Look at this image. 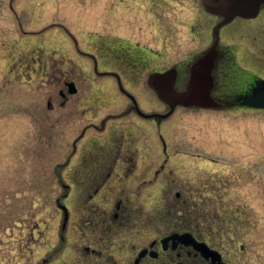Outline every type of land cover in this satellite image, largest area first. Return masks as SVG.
Masks as SVG:
<instances>
[{"label":"rangeland","instance_id":"obj_1","mask_svg":"<svg viewBox=\"0 0 264 264\" xmlns=\"http://www.w3.org/2000/svg\"><path fill=\"white\" fill-rule=\"evenodd\" d=\"M213 24L200 0H0V264H34L61 244L63 212L57 204H63L67 139L79 122L72 116L75 127L67 131L66 107L45 111L41 119L34 112L39 116L36 109L47 110L49 94L61 87L70 35L96 55L103 52L88 39L95 30L111 34L106 41L111 45L145 46L150 53L144 54L143 66L154 71L178 67L182 88L190 62L212 41ZM16 38L22 60L17 63L10 57ZM41 41L47 46L34 51ZM226 41L239 62L238 31ZM67 43L72 61H88L89 56L76 54L72 40ZM42 49L46 65L57 62L48 73L41 71L42 64H30L29 54L40 59ZM62 60L64 67L58 64ZM151 70L130 86L139 96L150 92L157 100L146 83ZM48 75L52 83L44 78ZM109 91L103 94L111 103L124 102L119 91ZM143 101L148 111L162 108L154 100ZM164 124L166 158L155 147L146 149L150 162L138 164L127 182L133 206L147 215L166 204L168 222L193 225L235 257L244 254L247 264H264V110H242L238 104L182 107Z\"/></svg>","mask_w":264,"mask_h":264},{"label":"flooded vegetation","instance_id":"obj_2","mask_svg":"<svg viewBox=\"0 0 264 264\" xmlns=\"http://www.w3.org/2000/svg\"><path fill=\"white\" fill-rule=\"evenodd\" d=\"M212 17L215 23L219 19ZM237 31L239 62L236 63L231 43L226 39ZM109 36L99 30L88 34V39L103 52L96 55L82 49L70 35L66 41H73L76 54L89 59L72 61L67 56L71 46L66 42V73L62 71L59 75L61 87L57 94H49L47 110L36 109L41 110L39 116L34 112L41 119L47 116L45 111L66 107L67 131L75 127L72 116L79 122L78 129L71 131L72 138L67 139L63 204H57L63 212L61 244L34 264H247L244 254L235 257L226 245L202 236L195 226L181 220L168 222L166 204L158 205L152 216L133 206L130 197L133 190L127 182L138 164L150 162L146 149L155 147L166 158L167 116L163 114L167 104L152 98L150 92L143 97L131 91L130 82L134 79L141 82L144 73L151 70L143 66L144 54L150 53L145 46L128 41L111 45L106 42ZM43 43L33 46L46 47ZM10 45V57L15 58V63L22 62L18 57L21 43L14 39ZM135 47H139L140 54L134 53ZM37 50L40 48L34 51ZM31 54L30 64H42L39 68L43 73H48L51 65L57 67V62L46 65L43 49L40 59L37 54L31 58ZM95 55L97 59L93 58ZM64 63L62 60L58 64L64 67ZM213 75L212 96L220 105L238 104L242 110H264L240 103L242 96L255 91L264 94V4L254 17H236L220 29ZM44 78L50 83V78L54 79L49 75ZM229 86L233 88L231 91ZM109 88L119 91L117 94L124 102L115 99L111 103L110 98H105L103 93L107 89L109 93ZM146 98L159 102L161 110L148 111L143 101ZM179 108L182 106L175 109ZM101 120L102 125L98 126L96 122ZM179 195L178 192L176 197Z\"/></svg>","mask_w":264,"mask_h":264},{"label":"water","instance_id":"obj_3","mask_svg":"<svg viewBox=\"0 0 264 264\" xmlns=\"http://www.w3.org/2000/svg\"><path fill=\"white\" fill-rule=\"evenodd\" d=\"M206 11L221 16L214 27L215 39L208 49L197 57L189 66V76L182 89L175 86L177 70L172 67L164 72H154L148 76L147 83L159 98L168 103L169 114L177 104L183 106L217 107L219 103L211 96L214 85L213 68L217 57L218 32L221 26L230 22L235 16L254 15L264 0H201ZM242 104L264 107V95L255 91L243 96Z\"/></svg>","mask_w":264,"mask_h":264},{"label":"bare ground","instance_id":"obj_4","mask_svg":"<svg viewBox=\"0 0 264 264\" xmlns=\"http://www.w3.org/2000/svg\"><path fill=\"white\" fill-rule=\"evenodd\" d=\"M17 38H18V37H17ZM17 38H16V39H17ZM21 39H22V37H21Z\"/></svg>","mask_w":264,"mask_h":264}]
</instances>
